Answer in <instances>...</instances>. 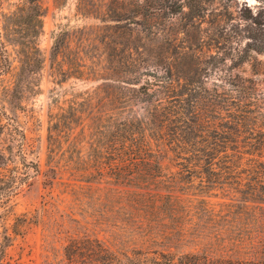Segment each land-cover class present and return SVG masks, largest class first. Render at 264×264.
<instances>
[{
    "label": "trees",
    "instance_id": "trees-1",
    "mask_svg": "<svg viewBox=\"0 0 264 264\" xmlns=\"http://www.w3.org/2000/svg\"><path fill=\"white\" fill-rule=\"evenodd\" d=\"M257 1L254 9L239 0H106L92 16L118 31L103 34L111 53L99 63L72 46L68 30L54 35L57 83L104 84L72 88L60 103L55 93L50 148L82 144L85 130L105 117L100 89L112 87V140L99 158L79 157L77 173L88 188L112 190V241L70 236L65 264H264V63L257 57L264 0ZM46 11L42 0H18L11 11L0 0V75L12 67L8 46L17 62L0 92V139L10 134L19 147L23 103L40 90ZM6 165L0 149V200L11 194ZM10 243L0 235V264Z\"/></svg>",
    "mask_w": 264,
    "mask_h": 264
},
{
    "label": "rangeland",
    "instance_id": "rangeland-1",
    "mask_svg": "<svg viewBox=\"0 0 264 264\" xmlns=\"http://www.w3.org/2000/svg\"><path fill=\"white\" fill-rule=\"evenodd\" d=\"M47 7L43 16V33L38 39L45 57L40 71V90L28 96L22 110L25 141L19 147L11 143L10 134L1 136L0 149L5 150L6 169L2 173L11 179L9 199L0 200V235L11 236V243L5 250L4 264H65L63 245L70 236L83 232L112 241V190L94 184L88 188L78 176L84 160L99 158L101 150L112 140V87L100 89V101H107L105 117L97 119L93 129H86L83 142L77 148H69L64 141L55 147L48 143V115L56 102L64 100V93L75 90H92L103 80L78 81L69 79L57 83V67L50 66L49 52L54 35L68 30L72 35V46L78 48L88 63H99L103 55L111 53L104 49L105 31H118L92 16L106 0H42ZM247 1L254 9L257 0ZM18 0H4V11H11ZM85 6L89 14H81ZM112 46V45H111ZM13 60L11 70L0 75V92L10 87L17 67L16 58L10 46ZM264 63V53L257 55ZM99 58V59H97ZM245 73H249L247 66ZM11 149V150H10ZM26 161V164L22 163ZM56 169V170H53Z\"/></svg>",
    "mask_w": 264,
    "mask_h": 264
}]
</instances>
